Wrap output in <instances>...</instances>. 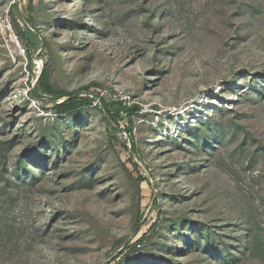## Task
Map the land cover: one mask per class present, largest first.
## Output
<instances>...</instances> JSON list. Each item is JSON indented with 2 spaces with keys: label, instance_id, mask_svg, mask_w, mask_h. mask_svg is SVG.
I'll list each match as a JSON object with an SVG mask.
<instances>
[{
  "label": "rangeland",
  "instance_id": "rangeland-1",
  "mask_svg": "<svg viewBox=\"0 0 264 264\" xmlns=\"http://www.w3.org/2000/svg\"><path fill=\"white\" fill-rule=\"evenodd\" d=\"M0 264H264V0H0Z\"/></svg>",
  "mask_w": 264,
  "mask_h": 264
},
{
  "label": "trees",
  "instance_id": "trees-1",
  "mask_svg": "<svg viewBox=\"0 0 264 264\" xmlns=\"http://www.w3.org/2000/svg\"><path fill=\"white\" fill-rule=\"evenodd\" d=\"M29 54L30 52L28 53V55ZM30 62L31 64L33 63L32 57H30ZM49 74H50L49 69L45 67L38 77V83L37 85L34 86L33 89V91L36 92V94L35 95L33 94V96L37 101L40 102L42 100L40 93L42 95L51 97L50 102L53 104V108L58 115H69L76 113L82 109L92 107L93 100L91 99V97L82 96L81 93L78 92L68 93L54 87L51 84ZM86 90H88V88H86ZM60 100L62 101L59 102ZM119 105L122 106L121 103ZM136 108H137L136 106L134 107L124 106L120 110L127 114V121L130 124H131V117L132 115H134ZM107 114H108L107 118L109 119L110 122L111 120H116V115L111 110H107ZM143 240L148 241L150 240V237L144 236L142 241Z\"/></svg>",
  "mask_w": 264,
  "mask_h": 264
}]
</instances>
